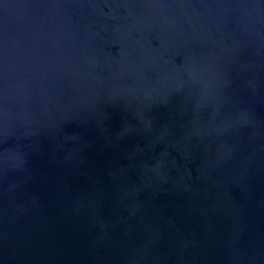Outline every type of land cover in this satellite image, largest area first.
<instances>
[{"label":"water","instance_id":"95a60500","mask_svg":"<svg viewBox=\"0 0 264 264\" xmlns=\"http://www.w3.org/2000/svg\"><path fill=\"white\" fill-rule=\"evenodd\" d=\"M0 264H264V0H0Z\"/></svg>","mask_w":264,"mask_h":264}]
</instances>
